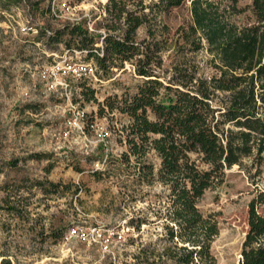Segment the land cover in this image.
<instances>
[{
  "label": "rangeland",
  "instance_id": "1",
  "mask_svg": "<svg viewBox=\"0 0 264 264\" xmlns=\"http://www.w3.org/2000/svg\"><path fill=\"white\" fill-rule=\"evenodd\" d=\"M106 1L23 0L7 4L0 0V188L7 183L15 193L16 186H23L14 201L20 207L27 204L29 213L21 220L0 211V264H143L135 258L141 249L158 252L164 245L159 241L163 233L159 226L142 225L136 231L128 225L131 217L154 219L145 212L141 198L146 191L159 193L158 184L139 187L116 164L108 163L124 150L120 129L126 118L117 112L98 118L96 105L81 93L92 90L98 102L113 94L133 93L141 80L131 65L113 68L111 78L99 74L85 82L65 78L53 89L40 77L42 70L60 61L67 51L63 44H48L42 34L80 24L101 47ZM152 1L156 0L144 3ZM250 3L240 0L238 6ZM189 18L188 5L156 17V26L167 28L159 35L167 42L162 55L165 69L176 58L175 31ZM243 20L244 15L238 22ZM23 27L31 29L22 31ZM144 37L145 28L141 27L136 39ZM70 43L67 56L85 61V52ZM187 56L205 75L211 74L204 50ZM78 110L82 112L81 130L69 125ZM34 154L45 157L35 159ZM149 161L155 166L158 163L153 154ZM93 171L102 175L93 176ZM44 179L73 185L78 191L74 194L71 187L63 196L61 191L44 196L30 187ZM3 196L0 191V205ZM252 198L262 201L256 210L264 214V151L259 156L253 152L239 166L225 170L222 184L205 191L197 204L204 215L215 214L218 222L219 231L210 246L215 264H239ZM93 226L120 232L122 239L112 236L108 252H102L98 244L67 238L70 228Z\"/></svg>",
  "mask_w": 264,
  "mask_h": 264
},
{
  "label": "trees",
  "instance_id": "2",
  "mask_svg": "<svg viewBox=\"0 0 264 264\" xmlns=\"http://www.w3.org/2000/svg\"><path fill=\"white\" fill-rule=\"evenodd\" d=\"M239 1L107 0L101 49L80 24L42 34L48 44H63L67 51L73 41L76 49L85 52L84 60L95 65V77L111 78L113 68L128 63L141 80L133 93L113 94L102 102L92 90L81 93L96 105L98 118L113 112L126 118L120 129L124 150L108 163L116 164L139 187L156 183L161 189L153 195L146 191L141 198L153 220L147 215L128 219L136 231L142 225H154L163 232L160 251L143 248L135 256L143 264H215L210 246L218 234V222L215 214L204 215L197 204L205 191L222 184L225 170L239 166L253 152L259 156L264 151V0H251L248 7L238 6ZM185 5L190 18L175 31L176 58L165 69L162 55L167 42L159 35L167 28L159 29L156 17ZM141 27L145 37L137 40ZM200 50L209 56V75L187 56ZM149 154L157 159L156 166ZM30 187L44 196L60 191L63 196L71 187L74 194L78 191L73 185L47 179ZM22 189L16 186L13 193L5 183L0 188L4 193L0 211L21 220L29 217L27 204L20 207L14 201ZM259 203L252 198L248 204L239 264H264V214L256 210Z\"/></svg>",
  "mask_w": 264,
  "mask_h": 264
},
{
  "label": "built area",
  "instance_id": "3",
  "mask_svg": "<svg viewBox=\"0 0 264 264\" xmlns=\"http://www.w3.org/2000/svg\"><path fill=\"white\" fill-rule=\"evenodd\" d=\"M51 11L53 12V9ZM29 29L31 28L23 27L22 31ZM89 30L92 31L91 28H89ZM67 53L68 51L65 52V55L60 61L54 62L51 66L41 71L40 77L45 82H48V89H53L60 80H64L65 78L90 80L91 78H96L95 66L92 62L74 61L70 56H67ZM77 115L78 116L75 117L69 125L81 130L80 118L82 112L78 110ZM114 235H116L118 241L122 239L120 232H114L112 229L104 226H93L89 228L73 227L67 232V238H75L88 244H98L102 252H108L109 239Z\"/></svg>",
  "mask_w": 264,
  "mask_h": 264
}]
</instances>
